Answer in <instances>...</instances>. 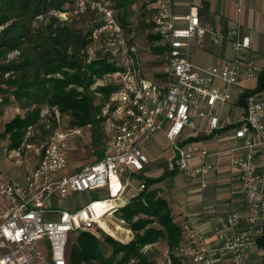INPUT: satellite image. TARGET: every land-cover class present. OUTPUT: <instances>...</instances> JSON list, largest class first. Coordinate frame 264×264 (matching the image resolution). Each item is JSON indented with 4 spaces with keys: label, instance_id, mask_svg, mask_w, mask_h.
<instances>
[{
    "label": "built area",
    "instance_id": "1",
    "mask_svg": "<svg viewBox=\"0 0 264 264\" xmlns=\"http://www.w3.org/2000/svg\"><path fill=\"white\" fill-rule=\"evenodd\" d=\"M74 1L73 13L92 10L99 15L101 23L93 29L92 36L108 33L111 53L118 54L120 60L121 68L113 72L117 77L115 89L102 108L108 126L103 154L77 171L66 172V142L80 129L62 126L57 106L40 108L38 120L25 128L19 145L6 149L15 167L32 159L35 163L20 179L0 174V264H67L66 248L72 232L97 228L114 235L102 222L109 227V221L114 224V220H122L115 218L113 211L124 205L117 199L125 189L131 190V198L144 188V181L138 178L149 161L143 144L156 131L170 143L165 170L182 173L190 183L199 179L201 187H205L212 167L208 158L218 157L222 150L211 152L202 141L192 139L191 131L198 128L194 116L211 117L212 132L231 128L241 140L229 150H241L231 154L230 164L236 170L246 221L253 224L260 220L261 226L257 236L239 228L234 211L219 214L217 222L226 229L219 237L233 264H246L250 247L264 234V99L248 94L244 111L236 120L231 115H221L220 108L230 99L229 86L239 81L241 70L251 78L254 66L235 58L219 71L196 67L191 59V40L196 38L202 45L207 33L197 4L183 0L186 14L178 15L174 12L177 0H154L150 33L164 50L158 59L163 62L165 74L162 80H154L144 74L135 47L129 44L113 7L104 0ZM60 16L66 18V13ZM209 35L214 44L222 37L212 28ZM228 36L234 37L235 50L249 45L247 36L241 41L235 39V30H230ZM215 77L224 85L216 84ZM133 178L138 185L132 190L129 183ZM82 191H97L105 196L92 197L77 207L56 206L59 198ZM42 249L47 251V258ZM207 251L206 242L193 234L178 248L182 260L198 264H209Z\"/></svg>",
    "mask_w": 264,
    "mask_h": 264
},
{
    "label": "trees",
    "instance_id": "2",
    "mask_svg": "<svg viewBox=\"0 0 264 264\" xmlns=\"http://www.w3.org/2000/svg\"><path fill=\"white\" fill-rule=\"evenodd\" d=\"M104 1L114 8L129 44L149 52L152 71L143 67L144 74L162 80L163 62L158 58L164 50L150 33L154 0ZM74 7V0H0V101L8 103L11 97L24 112L5 123L2 135H9V147L19 145L25 128L38 120L40 108L45 105L57 106L68 115L70 126L95 124L94 111L109 101L115 89L114 85L96 87L101 91V104L95 103L92 91H87L92 82L121 66L119 55L111 53L108 33L92 36L101 23L99 15L92 10L75 14ZM62 12L66 18L60 16ZM138 40L143 44L139 45ZM93 44L100 48L91 54L89 47ZM262 89L264 69L258 74L257 86L242 90L237 102L244 105L248 94ZM171 173L139 175L144 188L118 208L134 232L130 241L121 243L105 235L104 244L90 230L76 231L73 241L67 244V264H154L152 252L145 246L159 239L165 242L170 264H187L178 254L184 242L183 230L174 221L167 199L155 187ZM257 242L264 246V234Z\"/></svg>",
    "mask_w": 264,
    "mask_h": 264
},
{
    "label": "crops",
    "instance_id": "3",
    "mask_svg": "<svg viewBox=\"0 0 264 264\" xmlns=\"http://www.w3.org/2000/svg\"><path fill=\"white\" fill-rule=\"evenodd\" d=\"M194 1L198 6L201 24L206 28L207 33L204 35L202 45L197 43L196 38H192L194 40L192 50H200L206 58L211 57L214 63L209 68L199 67L192 60L193 64L204 70L219 71L224 63L239 58L242 64L246 65L247 62H251L255 68V76L253 75L251 78H246L245 70H241L239 81L229 86L230 99L220 108L221 115H231L236 120L244 111V105L237 102L239 94L244 89L255 88L258 83V74L264 69V0ZM174 12L178 15L186 14L183 0L174 2ZM210 28L214 32L222 34L219 43L214 44L210 40ZM230 30L236 31L235 39L237 38L238 41L247 36L248 47L235 50L232 47L234 37L228 36ZM252 79L255 81L252 82ZM214 82L218 85H224L218 77L214 78ZM260 91L264 92V89L256 91L255 94L257 95V92ZM257 96L264 99V96ZM226 104L229 109L224 112L223 108ZM218 107L215 106L214 108L218 109ZM194 121L198 128L191 131L192 139L202 141L211 152L222 150L218 157L211 155L208 158L212 167L206 175L207 185L201 187L199 179L195 183H190L182 173L173 172L167 174L160 181L163 184L161 187L156 184L155 187L167 199L174 221L183 230L184 241L190 234L204 240L208 247L209 264H233L230 252L222 247L219 235L226 229L217 222V216L228 211L236 212L239 217V228L247 229L254 236L258 235V229L261 226L260 220H256L253 224L246 221L247 210L238 185L236 170L230 164L231 154H239L241 150H229L239 145L241 140L234 136L231 128L212 132L209 129L211 121L209 116L201 119L194 116ZM177 173L182 175L184 182L177 178ZM7 176L11 177L12 174ZM130 193L131 190L125 189L121 197L117 199L118 202L127 204L130 200ZM115 222L117 221L114 220ZM184 262L198 264L189 260H184ZM246 264H264V246L258 244L257 241L249 249Z\"/></svg>",
    "mask_w": 264,
    "mask_h": 264
},
{
    "label": "rangeland",
    "instance_id": "4",
    "mask_svg": "<svg viewBox=\"0 0 264 264\" xmlns=\"http://www.w3.org/2000/svg\"><path fill=\"white\" fill-rule=\"evenodd\" d=\"M133 24H135L134 21ZM137 27L139 28L138 31L142 30L141 26L138 25ZM136 42L139 45L143 44V41L141 40H138ZM193 42L194 40L192 39V44ZM99 48H100L99 45L93 44L92 46L89 47V50H91L92 51L91 54H93ZM135 50L138 53V58L141 61L142 68L144 67L145 69H148L149 72H151L152 71V68L150 66L151 58L149 56V52L147 50L137 47L135 48ZM191 56H192V60L195 61L199 67L209 68L214 63L211 57L206 58L205 54L197 49L191 51ZM149 72L147 73L150 75ZM251 81L254 82L255 79H252ZM116 82H117L116 75L113 73H108L105 74L102 79H97L94 82H92L88 86L87 91H92L95 103L101 104V101H103L99 99L101 98L100 97L101 91H98L96 87L101 85H115ZM77 89L81 91L82 87L79 86L77 87ZM257 95H259L260 97L264 96V92L262 91L257 92ZM103 106L104 105H101L98 109L94 111L95 113L94 117L96 123L95 124L88 123L86 125H83L82 127L70 126L71 124L69 123V116L68 115L66 116V114H61L62 115L61 119L63 120L62 126L68 128L80 129V132L73 135L71 141L66 142V151L68 155V165L66 168V172L69 173V172L77 171L83 165L96 160L103 154L104 143L106 140L105 133L108 130L107 121H105V117L102 111ZM104 108L106 109L108 108V106H105ZM228 109L229 106L226 104L223 108V111L227 112ZM23 113L24 112L19 108V106L15 102V99L10 97L8 103L0 101V174L3 177H7V175L11 176L12 174L11 177L20 179L23 177L26 171L28 172L31 171V168L34 164V160H29L25 165L20 167H15L13 165V161L9 158L6 150L9 143V135L8 134L2 135L5 123L9 121L14 115H19V114L23 115ZM43 138L44 136H40V139ZM169 146L170 143L168 139L160 131L154 132L150 136V138L144 142L143 149L146 155L148 156V160H149V162L145 164L143 170L145 174L155 176L161 174L165 170L166 157L169 151ZM177 178L182 180L181 182H184V178H182L181 174L177 173ZM129 184H131L132 187H136L138 185V181L135 178H133L131 179ZM155 184L160 187L161 185H163L160 181ZM102 196L105 195L97 194V191L75 192L67 197L59 198V200L56 202L57 203L56 206L60 208H69L72 204H74V206L77 207L86 203L92 197H102ZM102 224L104 225L106 230H108L110 233L114 235L101 231L97 228H89L88 230L94 232L97 235V237L100 240H102V243L104 244H106L103 241L105 235H109L121 243L128 242L134 237V232L130 228L129 223L123 218L122 220H118L114 224H111V222L109 221L108 222L109 227L104 222H102ZM75 234L76 232L71 235L67 244L70 245V243L73 241ZM164 244H165L164 240L159 239L153 245H148L146 247L149 248V250L152 252L154 264H170L166 247ZM109 252L110 249L108 248L107 253ZM42 254L45 258H47V251L45 249H42Z\"/></svg>",
    "mask_w": 264,
    "mask_h": 264
},
{
    "label": "water",
    "instance_id": "5",
    "mask_svg": "<svg viewBox=\"0 0 264 264\" xmlns=\"http://www.w3.org/2000/svg\"><path fill=\"white\" fill-rule=\"evenodd\" d=\"M113 215H114L115 217H117L118 219L121 218V216H120V214H119V212H118V209H115V210L113 211Z\"/></svg>",
    "mask_w": 264,
    "mask_h": 264
}]
</instances>
